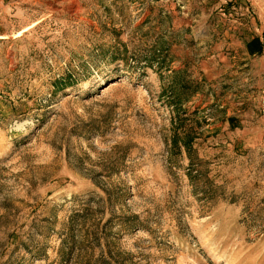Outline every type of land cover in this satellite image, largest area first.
<instances>
[{"label":"rangeland","instance_id":"374dc122","mask_svg":"<svg viewBox=\"0 0 264 264\" xmlns=\"http://www.w3.org/2000/svg\"><path fill=\"white\" fill-rule=\"evenodd\" d=\"M255 38L264 0H0V264H264Z\"/></svg>","mask_w":264,"mask_h":264},{"label":"trees","instance_id":"16d2710c","mask_svg":"<svg viewBox=\"0 0 264 264\" xmlns=\"http://www.w3.org/2000/svg\"><path fill=\"white\" fill-rule=\"evenodd\" d=\"M246 48H247V51L250 55H261L263 52V49H264L263 45L261 44V42L259 41L258 38H255V39L251 40L250 42H248L246 44ZM179 72L180 71H176L175 74H178ZM61 81H59V83ZM55 85H58V83H55ZM184 87H181V90L184 89ZM169 106L171 108H173L174 113H175V116L173 118L174 127H173V133H172V138H171V147L176 148L178 150H179V148L182 147L184 149V151L187 153V157H188V159H190V162H191V156L193 153L192 152V145H191L192 136H190V134L192 133L191 129L184 128L183 123H184L185 119L181 117V114H179L180 113V107H181L179 101L177 100L175 102H171L169 104ZM191 167H192V164H191ZM188 175H189V178H191L190 174H188Z\"/></svg>","mask_w":264,"mask_h":264},{"label":"bare ground","instance_id":"6f19581e","mask_svg":"<svg viewBox=\"0 0 264 264\" xmlns=\"http://www.w3.org/2000/svg\"><path fill=\"white\" fill-rule=\"evenodd\" d=\"M18 35H20V32H19V34ZM17 36V35H16Z\"/></svg>","mask_w":264,"mask_h":264}]
</instances>
